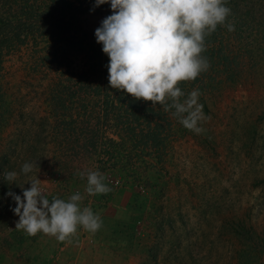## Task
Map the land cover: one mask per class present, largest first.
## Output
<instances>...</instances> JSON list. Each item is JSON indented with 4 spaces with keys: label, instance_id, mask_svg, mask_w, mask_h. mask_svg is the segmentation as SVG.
<instances>
[{
    "label": "rangeland",
    "instance_id": "rangeland-1",
    "mask_svg": "<svg viewBox=\"0 0 264 264\" xmlns=\"http://www.w3.org/2000/svg\"><path fill=\"white\" fill-rule=\"evenodd\" d=\"M94 4L0 0V264H264V0H225L208 69L179 84L210 117L199 134L110 87L94 33L112 10ZM88 171L111 191L88 195ZM35 178L50 202L79 192L101 228L71 243L16 229L5 193Z\"/></svg>",
    "mask_w": 264,
    "mask_h": 264
},
{
    "label": "clouds",
    "instance_id": "clouds-1",
    "mask_svg": "<svg viewBox=\"0 0 264 264\" xmlns=\"http://www.w3.org/2000/svg\"><path fill=\"white\" fill-rule=\"evenodd\" d=\"M110 4L112 14L101 21L95 30L97 43L109 57L108 81L111 88L127 93L137 100L175 109L173 115L188 130L199 134L201 121L210 119L198 103L200 93H185L179 84L195 80L209 67L201 56L205 36L224 24L230 14L225 0H95L94 7ZM233 31L232 25L228 26ZM171 101L169 104L168 101ZM37 161L25 163L21 171L27 174L37 167ZM86 176L88 195L111 191L98 171L79 173ZM16 172L5 179L14 182ZM41 180L35 178L21 195L5 193L15 202L12 209L19 217L15 228L29 236L43 233L59 242L71 243L78 227L95 233L101 221L89 207L81 208L83 196L77 192L67 201L43 195ZM10 183L9 185H11Z\"/></svg>",
    "mask_w": 264,
    "mask_h": 264
},
{
    "label": "crops",
    "instance_id": "crops-1",
    "mask_svg": "<svg viewBox=\"0 0 264 264\" xmlns=\"http://www.w3.org/2000/svg\"><path fill=\"white\" fill-rule=\"evenodd\" d=\"M61 245V244H60ZM60 245H57V249H64V246H60ZM71 249V248H70ZM60 253H61V251L60 250H58ZM71 252H73L72 250L70 251V253ZM63 254V253H62ZM80 255H79V257H78V255H76L75 257H73V259H72V262L71 263H63V264H84V262L86 263L87 261L85 260V258H81L80 259ZM59 260H61V261H59V262H62V260H63V257L62 256H59ZM80 260V261H79ZM54 261V260H53ZM79 261V262H78ZM88 263V262H87ZM52 264V263H51Z\"/></svg>",
    "mask_w": 264,
    "mask_h": 264
},
{
    "label": "trees",
    "instance_id": "trees-1",
    "mask_svg": "<svg viewBox=\"0 0 264 264\" xmlns=\"http://www.w3.org/2000/svg\"><path fill=\"white\" fill-rule=\"evenodd\" d=\"M50 14H51V10H48V11L46 12V14H45V18H46V17H50ZM27 18H29L28 15H27ZM16 25H18V24H17V20H16Z\"/></svg>",
    "mask_w": 264,
    "mask_h": 264
}]
</instances>
